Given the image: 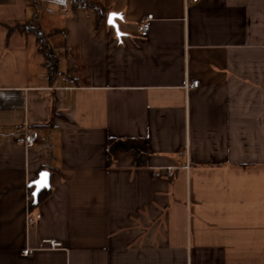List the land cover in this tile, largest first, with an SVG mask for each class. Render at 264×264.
I'll list each match as a JSON object with an SVG mask.
<instances>
[{"label":"crops","instance_id":"0c3cea01","mask_svg":"<svg viewBox=\"0 0 264 264\" xmlns=\"http://www.w3.org/2000/svg\"><path fill=\"white\" fill-rule=\"evenodd\" d=\"M0 264H264V0H0Z\"/></svg>","mask_w":264,"mask_h":264},{"label":"built area","instance_id":"2783aa9c","mask_svg":"<svg viewBox=\"0 0 264 264\" xmlns=\"http://www.w3.org/2000/svg\"><path fill=\"white\" fill-rule=\"evenodd\" d=\"M46 1H50V0H46ZM53 2H56L60 5L63 6V10L66 9V4H67V0H61V1H57V0H51ZM153 19V14H149L146 17L142 18L139 21L138 24V31L140 33L141 36H146L149 32V27H150V21ZM199 86V80H192L190 82H188L186 84V88H194V87H198ZM39 138V132L37 130H33V129H29L26 128L24 131H22L18 137H17V141L21 142L23 144H25L26 146H31L34 145L37 142V139ZM188 167V165L186 166ZM174 174V170L173 168H169L168 172H167V176H173ZM156 175L159 176L161 175L160 170L156 171ZM31 188V187H30ZM33 200V194H32V190L29 189V202H31ZM41 218V213H36L33 214L32 212L28 213V217H27V221L28 224H33L35 223L38 219ZM45 243H49L50 244V248H56L61 246V242L60 241H56V240H52V239H45L43 240V243L40 245L41 247H46L44 244ZM32 248H25L22 250L24 255H28L31 252Z\"/></svg>","mask_w":264,"mask_h":264},{"label":"trees","instance_id":"16d2710c","mask_svg":"<svg viewBox=\"0 0 264 264\" xmlns=\"http://www.w3.org/2000/svg\"><path fill=\"white\" fill-rule=\"evenodd\" d=\"M105 14V11L104 13ZM101 14H99L100 16ZM44 54L47 58H51V55L44 51ZM146 140H134V139H110L109 140V159L112 158L113 155L117 154L120 151H132L134 154H136V162L137 164H144L145 160L142 156V152L144 151V148L146 146ZM46 192V190H43L40 195H43ZM34 205V202L32 203Z\"/></svg>","mask_w":264,"mask_h":264},{"label":"water","instance_id":"95a60500","mask_svg":"<svg viewBox=\"0 0 264 264\" xmlns=\"http://www.w3.org/2000/svg\"><path fill=\"white\" fill-rule=\"evenodd\" d=\"M112 14H114V12H111L108 15V22L110 23V21L114 20V23H110V24H113L117 28V23H116L115 19L119 15L113 17ZM115 14H117V13H115ZM44 174H47L46 177ZM30 186L33 187L32 194H33L34 202L37 203L38 199H39V194L41 193V191L50 187V172L48 170H42L39 173L38 178H36L35 180H33L30 183Z\"/></svg>","mask_w":264,"mask_h":264},{"label":"snow or ice","instance_id":"6c2138e0","mask_svg":"<svg viewBox=\"0 0 264 264\" xmlns=\"http://www.w3.org/2000/svg\"><path fill=\"white\" fill-rule=\"evenodd\" d=\"M112 15H113V17H115V16H117V15H119V14H115V13H114V14H112ZM110 23H114V20L110 21ZM44 175H45V177H46L47 174H44ZM41 183H42V182H41Z\"/></svg>","mask_w":264,"mask_h":264}]
</instances>
